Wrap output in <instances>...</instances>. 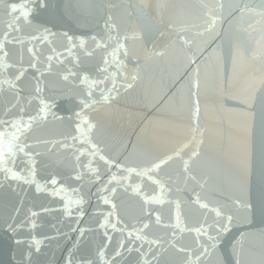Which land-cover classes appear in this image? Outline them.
Returning a JSON list of instances; mask_svg holds the SVG:
<instances>
[{
  "label": "water",
  "instance_id": "water-1",
  "mask_svg": "<svg viewBox=\"0 0 264 264\" xmlns=\"http://www.w3.org/2000/svg\"><path fill=\"white\" fill-rule=\"evenodd\" d=\"M262 98L264 0H0V264H264Z\"/></svg>",
  "mask_w": 264,
  "mask_h": 264
},
{
  "label": "snow or ice",
  "instance_id": "snow-or-ice-1",
  "mask_svg": "<svg viewBox=\"0 0 264 264\" xmlns=\"http://www.w3.org/2000/svg\"><path fill=\"white\" fill-rule=\"evenodd\" d=\"M31 2L32 3H38L41 6H43L44 3H45V0H31ZM31 12H32V10H28V15H31ZM25 18H27V17H25ZM119 48L122 49L123 48V45L121 44L119 46ZM118 51H119V49H116V50H114V53H117L118 54ZM17 79H19V76L17 77ZM110 98H111L110 96H104L103 97L104 100H108ZM259 103L261 105L262 112H264V98H262L259 101ZM83 107L86 108L87 107V104H84ZM44 108H47V105H45ZM44 108L41 109V113L44 111ZM82 111H83V108H82ZM75 115L78 118H80L82 122L88 124V130L89 131L92 130V128L94 127V125L91 122L84 121L81 113L78 112ZM37 118H40L39 115L37 117H30L29 120L27 122H23L22 125H18L17 122H15V121H11V122H9V121H0V129H2V130H0V142L3 141V138L4 137H10L9 142H8V145H7V147H8V153H7V155H10V156L12 155V150H11L12 142L19 139V135H17V133L23 134L24 132H27L30 129V127H31L32 121L35 120V119H37ZM5 125H7V127H4ZM9 128L15 129V131L9 133V131H8ZM20 151L23 152L24 151V148L21 147L20 148ZM100 159L103 160L104 157L101 156ZM154 167L158 168V167H160V165L157 164ZM11 178L14 179L15 177H11ZM53 183H55L54 180H53ZM205 207H206V205H205ZM248 207H250V206H248ZM229 222H230V218H229ZM147 227H148V225L145 224L144 225V228H147ZM11 229H12V226L9 225V230H11ZM224 230H227L226 227L224 228ZM141 231H143V229H141ZM196 231L198 233H203V234L207 235V232L204 230L203 226L201 228H199V229H196ZM210 239H213L214 240L215 237H210ZM16 242L19 243L20 241H16ZM128 250L131 251L132 249H128ZM136 250L139 251V249H136ZM36 251H39V248L38 247L36 248ZM205 251H207V249H205ZM116 255H120V253L117 252ZM144 255H145L144 253H141V258L142 259H143ZM155 258L156 257L153 256V259H155ZM197 259H199V257H197Z\"/></svg>",
  "mask_w": 264,
  "mask_h": 264
}]
</instances>
